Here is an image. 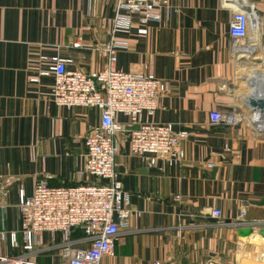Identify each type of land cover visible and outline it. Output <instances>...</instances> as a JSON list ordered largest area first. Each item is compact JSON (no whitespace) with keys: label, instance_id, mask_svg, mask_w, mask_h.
<instances>
[{"label":"crops","instance_id":"obj_1","mask_svg":"<svg viewBox=\"0 0 264 264\" xmlns=\"http://www.w3.org/2000/svg\"><path fill=\"white\" fill-rule=\"evenodd\" d=\"M115 7V0H0V264L66 262L62 233H43L39 252H25L21 193L32 196L41 180L52 187L107 182L84 171V136L100 124V111L58 107L55 75L39 71L51 64L41 56L66 58L68 69L85 74L102 70ZM239 10L252 15L238 43L230 23ZM155 12L160 20L136 17L130 33L116 34L128 44L117 68L165 80L166 93L143 121L189 135L176 164L158 158L150 166L122 147L118 179L132 215L102 264H264L256 232L264 225V116L249 102L264 89V0H169ZM218 109L235 121L212 123ZM241 216L247 224L232 225ZM84 236L75 230V249L90 247Z\"/></svg>","mask_w":264,"mask_h":264},{"label":"built area","instance_id":"obj_2","mask_svg":"<svg viewBox=\"0 0 264 264\" xmlns=\"http://www.w3.org/2000/svg\"><path fill=\"white\" fill-rule=\"evenodd\" d=\"M168 1L115 0L112 36L103 47L108 62L100 71L85 74L68 69L70 60L66 58L40 57V61H51L47 69L39 71V76L55 75L52 101L58 107L68 110L88 107L100 111V124L84 136V171L107 182L52 187L41 180L36 183L32 196L21 193L18 209L23 224V248L27 254L39 252V238L43 233H62L65 264H102L104 257L114 254L121 229L129 226L132 215L131 195L118 179L117 156L122 147L127 144L131 155L146 159L150 166L158 158L170 164L180 162L181 144L189 133L175 130L170 123L143 121L145 113H155L167 91L166 81L152 74L117 68L118 52L128 44L116 34L130 33L136 17L140 23L160 20L155 9ZM251 15L244 10L233 14L230 35L234 42L247 38ZM73 46L78 48L81 42L77 40ZM33 80L39 81V78ZM118 115L125 116L127 121H118ZM210 119L214 124L235 121L232 113L219 109L211 112ZM244 214L242 212V216ZM211 215L219 219L223 212L213 208ZM242 216L237 225L247 224ZM76 227L83 228V241L90 244L89 248L73 247L72 231Z\"/></svg>","mask_w":264,"mask_h":264},{"label":"water","instance_id":"obj_3","mask_svg":"<svg viewBox=\"0 0 264 264\" xmlns=\"http://www.w3.org/2000/svg\"><path fill=\"white\" fill-rule=\"evenodd\" d=\"M250 104L253 106L255 110H258L262 116H264V97L249 99ZM256 232L260 234V236L264 239V225L258 226Z\"/></svg>","mask_w":264,"mask_h":264},{"label":"bare ground","instance_id":"obj_4","mask_svg":"<svg viewBox=\"0 0 264 264\" xmlns=\"http://www.w3.org/2000/svg\"><path fill=\"white\" fill-rule=\"evenodd\" d=\"M257 29H258V28H257ZM252 46H253V44H252ZM252 48H254V47H252ZM248 74H250L249 77H251V76L254 77V76H255V71H254V70L249 71ZM262 81H264V80H262ZM258 91H259V92H256V94L258 95L257 97H262V96H264V95H263V93H264V89H263V88L258 89Z\"/></svg>","mask_w":264,"mask_h":264},{"label":"trees","instance_id":"obj_5","mask_svg":"<svg viewBox=\"0 0 264 264\" xmlns=\"http://www.w3.org/2000/svg\"><path fill=\"white\" fill-rule=\"evenodd\" d=\"M75 230H81L82 233L84 234V230H83V228H81V227H76V228H73L72 235H73V233L75 232Z\"/></svg>","mask_w":264,"mask_h":264},{"label":"rangeland","instance_id":"obj_6","mask_svg":"<svg viewBox=\"0 0 264 264\" xmlns=\"http://www.w3.org/2000/svg\"><path fill=\"white\" fill-rule=\"evenodd\" d=\"M246 85H247V83H246ZM247 86H248V85H247ZM232 225H235V226H236V225H237V221H236V222H234Z\"/></svg>","mask_w":264,"mask_h":264}]
</instances>
